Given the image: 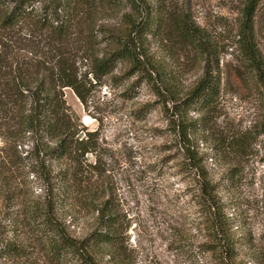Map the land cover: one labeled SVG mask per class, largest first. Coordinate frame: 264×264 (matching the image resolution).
I'll return each mask as SVG.
<instances>
[{
    "label": "rangeland",
    "instance_id": "374dc122",
    "mask_svg": "<svg viewBox=\"0 0 264 264\" xmlns=\"http://www.w3.org/2000/svg\"><path fill=\"white\" fill-rule=\"evenodd\" d=\"M244 4L143 0L144 17H152L150 31L138 45L147 72L121 62L114 73L119 79L97 82L87 75L92 47L82 42L79 65L86 102L69 88L64 92L80 118L82 137L92 135L88 142L85 138L89 152H82L77 165L54 162L56 177L65 169L69 176L53 180L50 201L74 238L111 235V245L95 249L100 264H214L200 253L207 239L196 195L204 175L219 186L236 243V264H264V99L245 72L238 49ZM130 12L125 3L92 8L93 51L107 49L111 32L121 31L123 15ZM183 23L200 31L194 39L212 47L220 65L214 72L221 79L220 94L202 109L182 103L216 59L199 53L182 36ZM255 34L264 58V0ZM149 71L153 82L171 93L165 88L164 96L158 94L143 76ZM6 138L1 132L0 241L16 238L30 247L32 256L3 264H50L40 247L31 246L25 218L44 202L47 186L35 176L31 161H3ZM25 143V150L32 152L31 142Z\"/></svg>",
    "mask_w": 264,
    "mask_h": 264
},
{
    "label": "trees",
    "instance_id": "16d2710c",
    "mask_svg": "<svg viewBox=\"0 0 264 264\" xmlns=\"http://www.w3.org/2000/svg\"><path fill=\"white\" fill-rule=\"evenodd\" d=\"M260 2L245 0L237 42L245 72L264 99V58L255 34ZM124 3L131 12L123 15L121 31L111 32V42L104 52L93 51L96 36L91 33L95 25L91 20L92 8H120ZM151 24L152 17L149 14L144 17L143 0H0V134L4 132L7 137L3 161L13 160L16 164L31 161L35 176L47 186L44 202L27 211L25 218L34 241L31 246L40 247L50 264H100L95 249L113 243L108 233L84 240L74 238L50 201L53 180L66 181L69 176V169H65L56 177L54 162L72 161L77 165L81 163L82 152H89L85 145L92 135L82 137V123L67 104L64 92L69 88L81 102H86L79 65L82 42L83 47H92L87 75L94 81L116 78L114 73L121 62L144 73L146 66L138 45ZM183 24L182 36L192 40L199 53L216 59L212 47L199 37L194 39L200 31ZM219 66L216 59L213 69L205 71L182 104L189 107L199 104L202 109L214 103L220 94L221 79L214 74ZM143 76L158 94L171 93L164 85L159 87L153 82L151 71ZM25 140L31 142L32 152L25 150ZM193 160L197 169L202 170L199 159ZM4 162L3 168L8 170ZM219 190L205 175L199 181L196 205L207 239L200 253L208 255L214 264H236V243ZM29 249L16 238L0 241V264L32 256Z\"/></svg>",
    "mask_w": 264,
    "mask_h": 264
}]
</instances>
